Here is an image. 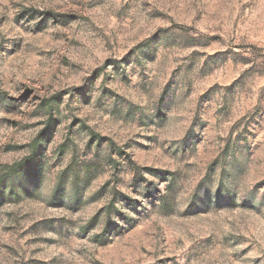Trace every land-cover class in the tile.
Masks as SVG:
<instances>
[{
  "label": "rangeland",
  "instance_id": "obj_1",
  "mask_svg": "<svg viewBox=\"0 0 264 264\" xmlns=\"http://www.w3.org/2000/svg\"><path fill=\"white\" fill-rule=\"evenodd\" d=\"M0 264H264V0H0Z\"/></svg>",
  "mask_w": 264,
  "mask_h": 264
},
{
  "label": "trees",
  "instance_id": "obj_2",
  "mask_svg": "<svg viewBox=\"0 0 264 264\" xmlns=\"http://www.w3.org/2000/svg\"><path fill=\"white\" fill-rule=\"evenodd\" d=\"M18 166H19V164L15 163V164L11 165L10 168H11V169H12V168H17Z\"/></svg>",
  "mask_w": 264,
  "mask_h": 264
}]
</instances>
